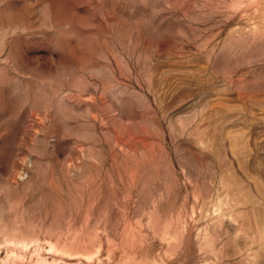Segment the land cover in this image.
Returning <instances> with one entry per match:
<instances>
[{"label": "rangeland", "instance_id": "rangeland-1", "mask_svg": "<svg viewBox=\"0 0 264 264\" xmlns=\"http://www.w3.org/2000/svg\"><path fill=\"white\" fill-rule=\"evenodd\" d=\"M0 264H264V0H0Z\"/></svg>", "mask_w": 264, "mask_h": 264}]
</instances>
